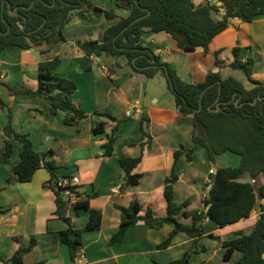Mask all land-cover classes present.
I'll return each instance as SVG.
<instances>
[{
  "label": "crops",
  "instance_id": "crops-1",
  "mask_svg": "<svg viewBox=\"0 0 264 264\" xmlns=\"http://www.w3.org/2000/svg\"><path fill=\"white\" fill-rule=\"evenodd\" d=\"M89 1L93 8L102 12H98L92 21L73 15L63 31L65 41L52 49L42 51L32 48L23 51L12 47L0 55V82L10 84V87L26 86L31 89H37L39 83L36 77L34 84H30L27 78L29 68L38 74L41 62L59 57L62 62L54 75L76 83L77 90L70 97L86 113V118L76 125H65L67 114L58 111L53 115L48 99L9 92L5 105L0 107L4 112V122L0 125V156L6 148L8 138L3 129L9 122L11 112L15 132L28 135L37 152L46 154L48 160L57 163L59 168L55 174L59 179L77 176L81 181L77 190L81 192L82 198L98 193L89 202L91 209L101 212L102 227L98 231L83 233L80 252L85 255L84 264H169L181 259L190 250L193 240L180 233L174 237L170 247L160 250L158 246L169 237L173 226L165 224L161 229L153 230L140 222L128 230L121 244L110 245L109 241L121 223V213L115 206L128 207L137 201L142 206V216L150 208L155 217H165L167 202L164 190L166 179L170 177L174 166V154L179 150L193 149L192 161H188L183 154L177 163L179 179L174 184V196L178 204L190 201L187 211H198L203 195L206 199L211 188L208 185L209 175L219 168L216 167V161L223 155L217 156L212 163L208 152L194 145L193 117L180 114L175 106L174 95L163 90L161 82L156 84V91L151 90V79L140 73H131L126 56L115 59L106 57V60L96 56L85 57L78 47L79 40L100 39L108 28L127 18L130 13L126 8L117 7L116 0ZM210 1L193 0L196 7ZM110 10L116 15L113 19H108L104 14V11ZM140 43L152 49L163 62L171 64L183 81L193 84L204 82L210 71L220 72L223 78L233 77L227 72L233 69L232 64L236 58L234 49L239 48V59L242 62L254 61L252 78L264 83V18L252 23L232 21L229 29L210 44L207 54L202 49L192 53L184 52L165 32L146 33ZM218 61L221 66L217 65ZM116 64L126 71L117 73ZM99 111L114 117L130 118L119 127L115 155L110 159L102 157V145L107 142L106 135H111L116 123L97 115ZM143 113L150 118L145 128L152 138L150 148L148 138L142 139L140 132V117ZM101 122L105 123L106 135L96 136L94 128ZM18 143L13 144L9 164L0 161V264L10 260L19 248L28 247L33 237L37 245L24 256V264H75L68 246L61 241V233L68 225L55 214L54 190L45 186L52 179L51 173L43 174L40 180H35L36 175H39L36 173L29 183L20 182L12 173L11 168L20 162L23 149L22 144ZM142 143L145 144L143 151ZM142 153V163L134 171L142 175L140 183L129 186L126 193L122 194L120 188L125 177L118 155L136 158ZM199 159L205 163L202 179H199L200 173L196 166ZM204 186H207L205 192ZM73 205L70 204L67 209V218L73 229H84L90 212L84 209L76 211ZM207 211L208 207H205L204 212ZM255 213L257 220V210ZM252 219L220 229L205 218L203 226L206 235L198 241V245L217 240L207 237L211 234L217 238L231 229L235 233L246 232L256 222H250ZM179 220L186 224L192 222L191 218L185 219L182 216H179ZM222 243L201 247L204 250L191 257V264H212V257L224 254ZM239 257L236 252L232 261L225 264H234Z\"/></svg>",
  "mask_w": 264,
  "mask_h": 264
},
{
  "label": "trees",
  "instance_id": "trees-1",
  "mask_svg": "<svg viewBox=\"0 0 264 264\" xmlns=\"http://www.w3.org/2000/svg\"><path fill=\"white\" fill-rule=\"evenodd\" d=\"M218 2L220 5L208 3L196 7L193 0H116L117 7L129 10V16L108 28L100 39L77 42L80 51L87 58L105 56L115 59L126 56L131 73L143 74L148 79H154L162 74L167 80L168 89L174 95L176 109L182 116L193 117L194 145L204 148L212 163L217 156L226 153L240 157L238 167L218 168L215 173H210L208 185L211 188L204 202L208 207L207 213L187 211L190 201L182 204L175 201L174 184L179 179L177 163L183 154L188 161H192L193 149L179 150L174 154L172 173L165 183L164 195L167 202L165 217H155L150 208L142 216V206L137 201H133L128 207L115 206L121 213V223L118 231L112 235L110 245L121 244L128 230L140 222H144L153 230H159L165 224L173 226L169 237L158 246L160 250L170 247L174 237L180 233L193 240V248L181 259L169 264H191V257L204 250L198 249L197 245L206 235L203 226L205 218L212 221L217 228L224 229L250 219L255 210L259 217L249 231L236 232L235 238L222 243L223 259L230 262L237 252L240 257L234 264H264V183L261 182L264 178V83L252 78L254 61L242 62L239 59V48L234 49L236 58L232 68L243 70L250 87H246L234 77L223 78L220 72L211 71L204 82L193 84L183 81L171 64L163 62L152 49L140 43L146 33L165 32L184 52L192 53L202 49L207 54L210 44L218 35L229 29L234 19L252 23L264 18V0H218ZM15 10V14L12 15ZM98 12L102 10L93 8L89 0H0V55L12 47L23 51L32 48L50 50L65 41L63 31L73 15L92 21L98 16ZM104 14L108 19L116 17L112 10L104 11ZM144 16L145 18L131 25L136 19ZM61 62V59L56 57L38 65L37 89L5 86L13 94L48 99L52 105L53 115L58 111L65 112L67 116L64 124L73 126L86 118V113L70 97L77 90L76 83L71 79L54 75ZM217 65L221 66V62L218 61ZM116 67L120 68L117 64ZM4 105L0 97V107ZM97 115L116 123L111 135H106L104 122L94 128V135H106L107 142L102 145V157L110 159L115 155L119 127L130 118L128 116L118 119L107 112H97ZM149 122V116L143 113L140 117V132L142 139L148 138L147 144L150 148L152 138L145 131ZM4 133L8 139L2 163L9 164L14 140L23 146L20 162L11 168L20 182H31L37 171L43 168L51 173L52 179L45 186L54 190L55 214L68 225L61 233V241L68 246L70 257L74 261L82 249L83 233L98 231L102 227L101 212L91 209L89 202L92 197H97L98 193L82 198L78 187L74 189V193L80 198L73 205L74 208L76 211L89 210L90 215L84 229H73L66 215L70 203L63 198L61 190L57 187L59 180L55 174V170L59 168L57 163L48 160L46 154L37 152L28 135L15 132L11 112ZM144 148L145 144L142 143V151ZM142 160L143 153L136 158L118 155V162L125 177L120 188L122 194L126 193L129 186L140 183L142 175L135 174L134 171ZM252 181L255 183L252 184ZM179 216L191 218L192 222L183 223ZM207 237L214 236L211 234ZM36 245L37 240L33 237L28 247L19 248L10 260L4 261L5 264H24V256Z\"/></svg>",
  "mask_w": 264,
  "mask_h": 264
},
{
  "label": "rangeland",
  "instance_id": "rangeland-1",
  "mask_svg": "<svg viewBox=\"0 0 264 264\" xmlns=\"http://www.w3.org/2000/svg\"><path fill=\"white\" fill-rule=\"evenodd\" d=\"M196 1H198V0H196ZM102 59L103 60H106V57H102ZM115 70L117 71V73H119V74H122L123 72H125L126 70H122L121 68H118V67H115ZM129 70V69H128ZM34 70H32V69H30L29 68V71L27 72L28 74H27V78L29 79V82H30V84H34V81H36V77H37V74H35V72H33ZM227 73H229V75H231V76H233V77H235L236 79H238V80H240V81H242V83L245 85V86H249L250 85V83L248 82V79H247V77H246V75H245V73L243 72V70H240V69H232V70H230V71H228ZM150 80V79H149ZM153 79H151L150 80V84H153L150 88H151V90H155L156 91V84H158L159 82H161V88H163V90H166L167 91V93H169V94H171V92L168 90V87H167V80H166V78L162 75V74H159L157 77H156V79L154 80V81H152ZM7 85H10V84H7ZM11 85H14V84H11ZM9 92H10V90L8 89V87H6L3 83H1L0 82V97H1V99H2V101L3 102H5V99H7L8 98V96L10 95L9 94ZM18 95H20V96H22V95H25V94H18ZM17 108H18V106H17ZM100 113H102V112H104V111H99ZM4 112H3V110H1L0 109V125H1V123L2 122H4L3 120H4ZM120 116H117L116 118H118V119H121V118H123L124 116H121V118H119ZM125 123V122H124ZM124 123H122V124H124ZM6 126H7V124H6ZM5 126V127H6ZM4 130V129H3ZM14 140V139H13ZM18 143V141H13V144L14 143ZM19 144V143H18ZM6 149V148H5ZM13 149H14V147H13ZM58 149V148H57ZM13 152V151H12ZM4 153H5V151H4ZM3 153V154H4ZM3 154L0 156V161H1V159H2V157H3ZM237 159V160H236ZM239 164H240V157L238 156V155H236V154H230V153H227V154H223V157H219L218 159H217V161H216V167H219V168H223V167H238L239 166ZM196 166H198V169H199V179H202L203 178V173H204V170L205 169H203L204 167H205V163L203 162V160H201V159H199V160H197V162H196ZM69 170V169H68ZM39 172H41V173H39ZM48 170L47 169H41V170H39L38 172H37V174H39V175H36L37 177H35V178H37V179H35V180H40L41 178H42V176H43V174H48ZM214 172V171H213ZM210 180V179H209ZM244 181H250L249 179H244ZM262 183H264L263 181H261ZM206 187L207 186H204V192L206 191ZM205 196L203 195V197H202V199H201V205H200V207L198 208V211H200V212H203L204 213V211H205V207H206V205H205ZM256 213H255V211L252 213V216L251 217H253V219H252V221H250V222H254L255 220H256V215H255ZM215 225V224H214ZM247 226L249 225V224H246ZM250 229V228H249ZM249 229H246L245 231L246 232H248L249 231ZM233 233H235V230L234 229H231V230H229V231H227V232H224V233H222V235L221 236H219V237H217L216 238V236L215 237H213L212 239H217V240H209V242H206L205 241V243H203V244H200V245H197V248L198 249H202L203 248V246H206V247H213V245L216 243V242H218V243H222L223 241H225V240H229V239H231V238H235L236 237V234L234 235ZM214 236V235H213ZM219 240V241H218ZM202 247V248H201ZM191 248H193V244H192V246H191ZM190 248V249H191ZM217 250V249H216ZM212 264H225V262L226 261H224L223 260V254L221 253V255H219V257L218 256H215L214 258L212 257Z\"/></svg>",
  "mask_w": 264,
  "mask_h": 264
},
{
  "label": "built area",
  "instance_id": "built-area-1",
  "mask_svg": "<svg viewBox=\"0 0 264 264\" xmlns=\"http://www.w3.org/2000/svg\"><path fill=\"white\" fill-rule=\"evenodd\" d=\"M234 20L238 21L239 19H234ZM251 183L254 184L255 181H252ZM79 185H81L80 179L77 176H73L69 178L59 179L57 187L61 190L63 194V198L65 200H67L70 204H75L79 200V197H77L76 194L74 193V189H76ZM74 262L75 264H84L85 263L84 253L79 252Z\"/></svg>",
  "mask_w": 264,
  "mask_h": 264
},
{
  "label": "water",
  "instance_id": "water-1",
  "mask_svg": "<svg viewBox=\"0 0 264 264\" xmlns=\"http://www.w3.org/2000/svg\"><path fill=\"white\" fill-rule=\"evenodd\" d=\"M209 4H210V5H214V4H216V5H220V3L218 2V0H211ZM15 12H16V10H15V11H13L11 14H12V15H14V14H15ZM143 18H145V16H144V17H141V18H138V19H136L134 22H132V24H131V25H134V24H136L137 22H139V21H140V20H142ZM201 110H202V108H200V109H199V111H201ZM263 258H264V255H263Z\"/></svg>",
  "mask_w": 264,
  "mask_h": 264
}]
</instances>
